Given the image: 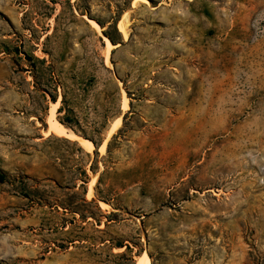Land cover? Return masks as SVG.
Masks as SVG:
<instances>
[{
	"label": "rangeland",
	"instance_id": "1",
	"mask_svg": "<svg viewBox=\"0 0 264 264\" xmlns=\"http://www.w3.org/2000/svg\"><path fill=\"white\" fill-rule=\"evenodd\" d=\"M143 254L264 264V0H0V264Z\"/></svg>",
	"mask_w": 264,
	"mask_h": 264
},
{
	"label": "bare ground",
	"instance_id": "2",
	"mask_svg": "<svg viewBox=\"0 0 264 264\" xmlns=\"http://www.w3.org/2000/svg\"><path fill=\"white\" fill-rule=\"evenodd\" d=\"M89 21H90V24L92 25L93 28H95L97 30L100 29V27L98 26L96 21H94L92 19L89 20ZM119 29L124 34L125 37L128 36V31L129 30H127V27H126L125 24L119 23ZM104 39H105V44H106V47H107L108 51H110V50L114 49L115 47H117V45H115L109 38L105 37ZM107 61H109V60H107ZM61 100H62V97L60 96L59 99L56 102L52 103V108L50 110V116H49V119H48L49 129H48L47 132H55V133H58L60 135H64L65 137L71 138L72 140L74 139V140L78 141L79 144L82 147H84L85 149H87L89 152H93L94 149H95V145L90 139L78 136V134H75V132L70 131L63 123H61L56 118V110L60 106ZM128 106H129L128 105V100H127V98H124L123 109L127 110ZM121 123H122V117L119 116L118 118H116L115 122L113 123L112 128H111L108 136H110L112 133H114L122 125ZM105 146L106 145H102L100 147V152L103 155L106 152V147ZM137 264H152V263H151V260L148 257V255L147 254H143V255H141L138 258Z\"/></svg>",
	"mask_w": 264,
	"mask_h": 264
},
{
	"label": "trees",
	"instance_id": "3",
	"mask_svg": "<svg viewBox=\"0 0 264 264\" xmlns=\"http://www.w3.org/2000/svg\"><path fill=\"white\" fill-rule=\"evenodd\" d=\"M111 39V41L112 42H114V40L112 39V38H110ZM115 43V42H114ZM62 102L65 104L66 103V100H65V96H63V100H62ZM63 111V107H61L60 109H59V112H62ZM70 118H68V117H66V119H64V120H60L62 123H64L65 125H69V123H70ZM95 145H97L96 143H95Z\"/></svg>",
	"mask_w": 264,
	"mask_h": 264
}]
</instances>
